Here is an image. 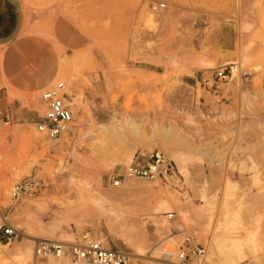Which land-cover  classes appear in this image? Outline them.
Returning a JSON list of instances; mask_svg holds the SVG:
<instances>
[{"label":"rangeland","instance_id":"1","mask_svg":"<svg viewBox=\"0 0 264 264\" xmlns=\"http://www.w3.org/2000/svg\"><path fill=\"white\" fill-rule=\"evenodd\" d=\"M56 15L69 25L68 43L51 34ZM23 38L41 41L25 65L46 84L17 91L0 47V213L17 234L0 237V264H71L35 259L34 243L82 233L127 250L133 264H172L160 251H175L179 231L204 244L212 264V249L264 264V0H67ZM222 69L217 93L204 88L202 75ZM56 82L74 127L46 141L32 124L40 91ZM152 151L172 165L165 180L108 183ZM29 175L45 189L12 200L11 187ZM162 194L174 200L160 210ZM249 242L255 260H238ZM22 247L28 257L13 252Z\"/></svg>","mask_w":264,"mask_h":264},{"label":"built area","instance_id":"2","mask_svg":"<svg viewBox=\"0 0 264 264\" xmlns=\"http://www.w3.org/2000/svg\"><path fill=\"white\" fill-rule=\"evenodd\" d=\"M164 7L165 5L160 3L149 5L151 11L162 10ZM229 69L231 70V67ZM226 77L227 72L222 69L210 75H202L201 82L204 88L217 93L219 83ZM38 102L42 114L38 115L32 125L44 140L56 141L70 133L74 127V118L62 82L53 83L42 89L38 95ZM170 174L171 163L161 152L152 151L143 157H135L122 170L113 171L109 175L108 183L114 188H120L127 180H165ZM44 189L45 185L38 177L29 175L11 187L10 197L14 201L32 198ZM172 216L173 213L167 214L169 219ZM16 236V231L9 220V212L0 213V237L10 241ZM171 239L176 244L175 251L169 257L172 264H212L205 245L191 234L179 231ZM49 256L65 257L71 264H133V257L127 250L111 246L105 239L89 233H82L67 243L46 240L34 243L35 259Z\"/></svg>","mask_w":264,"mask_h":264},{"label":"crops","instance_id":"3","mask_svg":"<svg viewBox=\"0 0 264 264\" xmlns=\"http://www.w3.org/2000/svg\"><path fill=\"white\" fill-rule=\"evenodd\" d=\"M65 1L0 0V47H4L1 68L17 91L38 90L46 84L37 70L25 65L28 60H37L32 51L41 41L23 38V34L31 22L51 18ZM49 25L51 34L69 42V25L64 19L56 15Z\"/></svg>","mask_w":264,"mask_h":264},{"label":"bare ground","instance_id":"4","mask_svg":"<svg viewBox=\"0 0 264 264\" xmlns=\"http://www.w3.org/2000/svg\"><path fill=\"white\" fill-rule=\"evenodd\" d=\"M145 21L146 22H152V19H151V17L150 16H148V17H146V19H145ZM234 70V69H233ZM233 72V71H232ZM133 185V184H132ZM126 187H128L127 188V192H129V193H135V192H138V191H136L135 190V188H132V187H130V186H127L126 185ZM125 187V188H126ZM6 185L5 184H3V185H0V189L2 190V191H6ZM159 201H157V202H155L154 201V203H155V207L156 208H158L157 206H156V203H159V205H160V210H162V209H164V208H166V207H168V204H169V202H172L173 200H174V197L172 196V195H166V194H162L161 196H158V198H157ZM176 200H177V198H176ZM106 201V200H105ZM170 205V204H169ZM155 209V208H154ZM159 209L158 210H155L156 212L157 211H160ZM154 212V211H153ZM182 214H183V216L184 217H187V215H186V213L184 212V211H182L181 212ZM129 223H128V227H129ZM130 226H132V225H130ZM119 228H120V226H119ZM124 228V227H123ZM131 228V227H130ZM132 228H133V226H132ZM131 231V230H130ZM133 231V230H132ZM145 236H143V237H141V238H138V240H137V245H145V242H146V239L144 238ZM255 250H256V247H255V244L254 243H252V242H249L248 243V245H247V252L246 253H244V254H241V255H239V257H238V260H252V259H254L255 258V256L254 255H256L257 253L255 252ZM157 251V250H156ZM257 251V250H256ZM14 253H16V254H19V255H23V256H25V257H28L29 256V252L27 251V250H25L23 247L22 248H16L14 251H13ZM212 256L213 257H215V259L218 261V263L219 264H236V260H237V258H222L221 257V255H219V253H218V251L217 250H215V249H212ZM160 254H162L164 257H167V258H169L170 257V254H171V252H168V251H160ZM210 259V258H209ZM24 260V259H23ZM244 260V261H245ZM255 260V259H254ZM210 261H211V259H210ZM58 262V261H57Z\"/></svg>","mask_w":264,"mask_h":264}]
</instances>
